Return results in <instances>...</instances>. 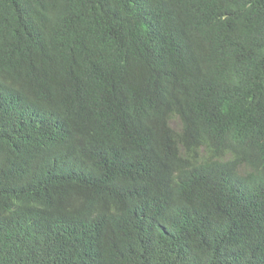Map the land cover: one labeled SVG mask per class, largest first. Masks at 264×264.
<instances>
[{"label":"trees","instance_id":"trees-1","mask_svg":"<svg viewBox=\"0 0 264 264\" xmlns=\"http://www.w3.org/2000/svg\"><path fill=\"white\" fill-rule=\"evenodd\" d=\"M0 264H264V0H0Z\"/></svg>","mask_w":264,"mask_h":264}]
</instances>
